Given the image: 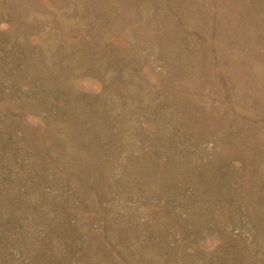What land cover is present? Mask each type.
Listing matches in <instances>:
<instances>
[{"label":"rangeland","instance_id":"1","mask_svg":"<svg viewBox=\"0 0 264 264\" xmlns=\"http://www.w3.org/2000/svg\"><path fill=\"white\" fill-rule=\"evenodd\" d=\"M0 264H264V0H0Z\"/></svg>","mask_w":264,"mask_h":264}]
</instances>
